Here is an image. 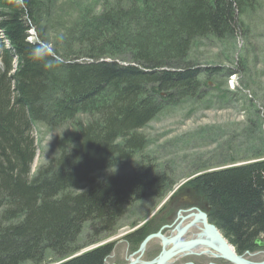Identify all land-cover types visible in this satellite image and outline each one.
I'll return each instance as SVG.
<instances>
[{
	"label": "trees",
	"instance_id": "obj_1",
	"mask_svg": "<svg viewBox=\"0 0 264 264\" xmlns=\"http://www.w3.org/2000/svg\"><path fill=\"white\" fill-rule=\"evenodd\" d=\"M99 1L95 13L72 20L80 4L55 19L56 0H0V264H104L113 242L84 249L169 182L149 179L151 168L142 166L82 184L141 150L144 137L135 130L164 103L204 98L200 76L223 71L187 61L194 39L227 41L258 7V0ZM49 29L57 33L54 46ZM57 44L81 53L61 52ZM36 48L45 50L43 59L32 58ZM94 109L99 117L70 123ZM32 123L71 126L56 140L57 156L34 175ZM123 136L129 137L118 143ZM188 185L238 254L256 249L254 240L264 238V158L203 172ZM143 230L127 238L140 239Z\"/></svg>",
	"mask_w": 264,
	"mask_h": 264
},
{
	"label": "rangeland",
	"instance_id": "obj_2",
	"mask_svg": "<svg viewBox=\"0 0 264 264\" xmlns=\"http://www.w3.org/2000/svg\"><path fill=\"white\" fill-rule=\"evenodd\" d=\"M78 4L80 10L71 14L72 20H76L81 14L95 13L94 8H102L99 0H56L54 18H59V11L72 13ZM257 5V10L244 18L245 26L227 41L208 37L194 39L187 61L200 69L218 67L219 71H223L215 76H200L201 81H206L204 98H182L171 105L164 103L159 113L135 130L144 137L141 150L124 162H117L96 172L89 182L82 184V189H86L93 181L98 183L110 174L132 175L133 171L142 166L151 168V171L147 170L149 179L163 176L169 182L159 196L148 193V197L134 202L126 215L117 221L116 226L99 235V239L88 245L84 252L114 240L104 264H131V258L136 259L134 264H154L162 252V237L182 221L179 218L180 221L178 219L172 223L173 228L167 227L177 209L182 205L197 207L200 213L207 211V202L197 190L188 185V181L203 172L244 164L252 158H264V0H258ZM54 30L57 31V28ZM56 31L49 29L47 40L52 46L57 37ZM58 36L61 37L59 33ZM50 47L49 45L48 48ZM57 49L61 52L81 53L72 44L65 47L57 44ZM2 66L0 63V70ZM94 117H99L96 109L91 113L80 112L70 123L76 124ZM30 130L36 143V157L32 166L34 175L40 167L57 156L56 140L68 133L71 126L67 123L59 127L32 123ZM127 137L129 136L119 138L118 143L124 142ZM172 194L188 198H181L180 201L175 199L170 204L172 200L168 198ZM162 204L161 210H157L158 213L155 214ZM0 220H3L1 209ZM146 220L149 225L148 235L136 244L127 241L125 234L134 231ZM211 225L221 231L216 224ZM197 232L196 229L192 230L193 234ZM158 233L160 235H156ZM221 233L225 237L222 231ZM87 234L88 224L81 237L84 239ZM152 235L154 236L151 238ZM149 236L150 241L142 249L144 240ZM228 243L232 244L230 241ZM46 255L50 258L52 252L48 251ZM242 255L247 256L250 262L264 264V247L245 251ZM175 258L176 261L170 264H231L222 257L186 255ZM145 260L152 262L145 263ZM20 264L35 263L29 260Z\"/></svg>",
	"mask_w": 264,
	"mask_h": 264
},
{
	"label": "flooded vegetation",
	"instance_id": "obj_3",
	"mask_svg": "<svg viewBox=\"0 0 264 264\" xmlns=\"http://www.w3.org/2000/svg\"><path fill=\"white\" fill-rule=\"evenodd\" d=\"M184 193H187V192H184ZM185 197H187V196H184V197H180V195H174V194H172L168 199H170V200H172L171 202H170V204H172V202H173V200H175V199H179V201H180V199L181 198H185ZM188 198V197H187ZM191 199V198H190ZM192 200H194V199H192ZM196 200H194V202H195ZM165 204V203H164ZM162 206H163V204L160 206V207H158L157 209H156V211H155V214L156 213H158L157 212V210L158 211H160L161 210V208H162ZM192 208V209H191ZM205 209H207V211H205ZM204 209V211L205 212H203V213H205L206 215H207V221H208V223H210V221H209V206H208V204H207V208H205ZM201 214L202 213H200L199 212V210H198V208L196 207V208H194V207H182V205L177 209V211H176V213H175V216L173 217V218H171L170 219V221L168 222V223H170V225H168L167 227H169V228H173L174 226H172V223L173 222H175L176 220H178L179 218H181L182 219V221L176 226V228H174L173 230L172 229H170L165 235H164V237H162V239L163 240H166V243H165V248H166V250H168V249H170L173 245H174V243L173 242H171V240L172 239H175L176 241H179V242H187V241H191V240H198V239H206L205 237H204V235L205 236H208L209 237V235L208 234H206L205 233V227H204V223H203V218H201L202 216H201ZM177 216V218L175 219V217ZM199 216V217H198ZM149 220V219H148ZM167 220H169V219H167ZM178 221H180V219L178 220ZM167 223V224H168ZM210 224H213V223H210ZM149 225L147 224V220L146 221H144V223L143 222H141L137 227H136V229L134 230V231H131L130 233H127V234H125V238H126V240L127 241H132L134 244H136V243H138L140 240H142L146 235H148V231H149V227H148ZM164 226V225H163ZM162 226V227H163ZM141 227H144V230H143V232L145 233V232H147V234L142 238L141 236H140V239H138V235H135V236H133L131 239H128L127 238V236L128 235H130V234H132V233H134L136 230H138L139 228H141ZM194 229H196L198 232L196 233V234H193L192 233V230H194ZM184 230V231H183ZM221 232V231H220ZM180 233H181V235H180ZM167 238V239H166ZM258 238H260V237H258ZM138 239V240H137ZM209 239V238H208ZM227 241H228V239L227 238H225ZM257 239V238H256ZM255 239V240H256ZM263 242H264V238L263 237H261L260 238ZM254 240V241H255ZM114 240H109V241H107L106 243H109V242H113ZM137 241V242H136ZM253 244H254V242H253ZM233 248H234V250L236 251V249H235V246L233 245V244H230ZM254 246H255V248H257V247H259V248H263V247H260V246H258V245H256V244H254ZM199 247H202V245H200V246H197V247H194V248H191V249H189V250H187V251H183V252H180V253H178L177 255H175L174 257H172L170 260H169V262H168V264H170V263H174V261H176V258L175 257H177L178 259L180 258V257H184V256H186V255H199V256H207V257H218V256H213V254L212 253H206L207 251H208V249L207 248H204V247H202V248H199ZM205 247H208V246H205ZM163 248H164V245H163V241H162V246H161V251L163 250ZM208 248H211V247H208ZM193 249V251H191ZM196 249V250H195ZM147 250V249H146ZM202 250V251H201ZM211 251H213L212 250V248L210 249ZM256 250V249H255ZM254 250V251H255ZM145 251V250H144ZM236 253H237V251H236ZM238 254V253H237ZM243 254V253H242ZM242 254H238V255H240V256H243ZM143 258V257H142ZM219 258V257H218ZM243 258H245V259H249L247 256H243ZM224 259H226L227 261H229L231 264H234V263H232L230 260H228L227 258H224ZM250 261V260H249ZM131 262H132V258H131ZM149 262H152V260H145V263H149ZM141 264H143L144 262H140ZM251 263H253V264H258V263H256V262H252L251 261ZM211 264H213V263H211Z\"/></svg>",
	"mask_w": 264,
	"mask_h": 264
},
{
	"label": "water",
	"instance_id": "obj_4",
	"mask_svg": "<svg viewBox=\"0 0 264 264\" xmlns=\"http://www.w3.org/2000/svg\"><path fill=\"white\" fill-rule=\"evenodd\" d=\"M201 216L203 218V223L206 229V234L210 236V239L191 240L187 242H179V241H176L175 239H172L171 242H173L174 245L168 250H166L165 248L166 240H163L164 248L161 254L159 255V257L154 261V264H167L169 260L175 255H177L178 253L187 251L195 247L198 244H203L208 247H211L215 252L219 254V257L227 258L234 264H253L247 259L243 258V256H240L235 252L234 248L228 243V241L225 239L222 233L214 225H211L208 223L207 215L205 213H202ZM212 230L213 232H211ZM156 235H160V234L158 233ZM153 236L154 235H152L151 238ZM214 238L220 242L219 246L215 245ZM149 239H150V236L144 240L142 244V249L145 248L146 242ZM254 244L260 247L264 246V242L259 238L254 241ZM131 264H134V263L131 262Z\"/></svg>",
	"mask_w": 264,
	"mask_h": 264
},
{
	"label": "bare ground",
	"instance_id": "obj_5",
	"mask_svg": "<svg viewBox=\"0 0 264 264\" xmlns=\"http://www.w3.org/2000/svg\"><path fill=\"white\" fill-rule=\"evenodd\" d=\"M199 217V216H198ZM202 218V217H201ZM184 231V230H183ZM211 232H213V230L211 231ZM209 233V232H208ZM204 237L206 238V239H210V236L208 237V236H205L204 235ZM258 239V238H257ZM260 239V238H259ZM198 240H200V239H198ZM150 241V240H149ZM214 243H215V245L216 246H219L220 245V242L219 241H217V239H215L214 238ZM200 245H202V247H204V248H207L208 249V253H212L213 254V256H218L219 257V254L217 253V252H215L213 249V251H211L210 249L211 248H208V247H205L206 245H203V244H198V245H196L195 247H197V246H200ZM202 247H199V248H202ZM194 248V247H193ZM196 250V249H195ZM191 251H193V249L191 250ZM202 251V250H201ZM236 252V251H235ZM136 262V259H132V263H135Z\"/></svg>",
	"mask_w": 264,
	"mask_h": 264
},
{
	"label": "clouds",
	"instance_id": "obj_6",
	"mask_svg": "<svg viewBox=\"0 0 264 264\" xmlns=\"http://www.w3.org/2000/svg\"><path fill=\"white\" fill-rule=\"evenodd\" d=\"M31 56L33 59H36V60L43 59V57L45 56V50L40 49V48H36L32 51ZM45 66L50 67L51 65L46 64Z\"/></svg>",
	"mask_w": 264,
	"mask_h": 264
}]
</instances>
